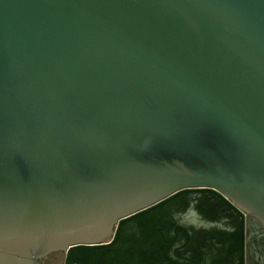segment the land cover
I'll return each mask as SVG.
<instances>
[{"label": "water", "instance_id": "water-1", "mask_svg": "<svg viewBox=\"0 0 264 264\" xmlns=\"http://www.w3.org/2000/svg\"><path fill=\"white\" fill-rule=\"evenodd\" d=\"M188 192L264 225V0H0V264Z\"/></svg>", "mask_w": 264, "mask_h": 264}, {"label": "flooded vegetation", "instance_id": "flooded-vegetation-1", "mask_svg": "<svg viewBox=\"0 0 264 264\" xmlns=\"http://www.w3.org/2000/svg\"><path fill=\"white\" fill-rule=\"evenodd\" d=\"M211 193L188 192L170 200L143 220L131 222L130 227L127 225L116 244L105 250L100 261L90 259L80 264H241L242 259L243 264H264V225L256 216L238 213ZM200 207L203 212L200 217L191 213ZM142 250L146 251L145 254ZM42 262L66 264V253H53Z\"/></svg>", "mask_w": 264, "mask_h": 264}, {"label": "bare ground", "instance_id": "bare-ground-1", "mask_svg": "<svg viewBox=\"0 0 264 264\" xmlns=\"http://www.w3.org/2000/svg\"><path fill=\"white\" fill-rule=\"evenodd\" d=\"M204 194V193H203ZM212 194V193H211ZM183 196V195H182ZM182 198V197H181ZM200 198V197H199ZM210 198V197H209ZM178 200V199H177ZM195 200H197V198L195 199ZM211 200H213V199H211ZM182 201V200H181ZM174 202V201H173ZM199 202V201H198ZM215 202V201H214ZM176 203V202H175ZM197 204V203H196ZM218 204V203H217ZM178 205V204H177ZM176 205V206H177ZM182 205V204H181ZM224 205V204H223ZM222 205V206H223ZM183 206V205H182ZM181 206V207H182ZM185 206V205H184ZM201 206V205H200ZM178 207V206H177ZM163 208V207H162ZM205 208V207H204ZM188 209V208H187ZM172 212V211H171ZM170 212V213H171ZM181 212V211H180ZM207 212V211H206ZM191 213H193V215H195L196 217H200L202 214H203V212H202V209H201V207L200 208H197L196 210H192L191 211ZM164 215V214H163ZM212 215V214H211ZM170 216H172L171 214H170ZM164 217V216H163ZM169 217V216H168ZM226 217V216H225ZM228 217V216H227ZM207 218V217H206ZM220 218V217H219ZM173 219V218H172ZM230 219V218H229ZM210 220V219H209ZM212 220V219H211ZM234 220V219H233ZM238 220V219H237ZM239 221V220H238ZM241 221V220H240ZM134 222H136V221H134ZM152 222V221H151ZM146 223V222H145ZM176 223V222H175ZM130 224H128V226H129ZM146 225V224H145ZM151 225V224H150ZM154 225V224H153ZM131 226V225H130ZM129 226V227H130ZM175 226V225H174ZM240 226V225H239ZM133 227V226H132ZM139 228V227H138ZM137 228V229H138ZM148 228V227H147ZM150 228V227H149ZM168 228H170V227H168ZM173 228V227H172ZM132 229V228H131ZM143 229V228H142ZM134 230V229H133ZM157 230V229H156ZM237 230V229H236ZM175 231H177V230H175ZM134 232V231H133ZM148 232H149V230H148ZM186 232V231H185ZM210 232H212V230L210 231ZM145 233V232H144ZM228 233V232H227ZM136 234L137 233H135V236H136ZM220 234V233H219ZM233 234V233H232ZM127 235V234H126ZM142 235V234H141ZM190 235H192V234H190ZM225 235V234H224ZM146 236H147V234H146ZM177 236V235H176ZM215 236V235H214ZM130 237V236H129ZM129 237H127V238H129ZM212 238V237H211ZM131 239V238H130ZM164 239V238H163ZM183 239V238H182ZM146 240V239H145ZM144 240V241H145ZM185 240V239H184ZM199 240V239H198ZM220 240H221V238H220ZM122 241V240H121ZM154 241V240H153ZM182 241V240H181ZM213 241V240H212ZM156 242V241H155ZM225 242V241H224ZM127 243V242H126ZM141 243V242H140ZM176 243V242H175ZM184 243H185V241H184ZM194 243V242H193ZM192 243V244H193ZM212 243V242H211ZM236 243V242H235ZM172 244V243H171ZM152 245V244H151ZM181 245V244H180ZM229 245V244H228ZM236 245V244H235ZM126 246V245H125ZM129 246V245H128ZM141 246V245H140ZM147 245H145V247H146ZM168 246V245H167ZM202 246V245H201ZM218 246V245H217ZM238 246V245H237ZM124 247V246H123ZM194 247H195V245H194ZM202 247H204V246H202ZM234 247V246H233ZM153 248V247H152ZM160 248V247H159ZM210 249V248H209ZM218 249V248H217ZM139 250V249H138ZM154 250H156V249H154ZM184 250V249H183ZM214 250V249H213ZM137 251V250H136ZM143 251V250H142ZM161 251H162V249H161ZM226 251V250H225ZM230 251V250H229ZM231 251H232V249H231ZM132 252V251H131ZM144 252V251H143ZM146 252V251H145ZM145 252H144V254H145ZM154 252V251H153ZM187 252V251H186ZM228 252V251H227ZM236 252V251H235ZM135 254V253H134ZM138 254H139V252H138ZM150 254H152V253H150ZM156 254V253H155ZM193 254V253H192ZM198 254V253H197ZM202 254V253H201ZM204 255H205V253H203ZM235 254V253H234ZM160 255V254H159ZM162 255H163V253H162ZM165 255V254H164ZM185 255V254H184ZM237 255V254H236ZM116 256V255H115ZM158 256V255H157ZM171 256V255H170ZM219 256V255H218ZM232 256V255H231ZM191 257V256H190ZM234 257V256H233ZM158 258V257H157ZM194 258V257H193ZM116 259V258H115ZM132 259V258H131ZM153 259V258H152ZM165 259V258H164ZM196 259V258H195ZM230 259H232V258H230ZM234 259V258H233ZM239 259V258H238ZM162 260V259H161ZM175 260V259H174ZM203 260H205V259H203ZM117 261V260H116ZM129 261V260H128ZM153 261V260H152ZM192 262V261H191ZM204 262V261H203ZM211 262V261H210ZM229 262V261H228ZM105 263V262H104ZM147 263V262H146ZM159 263V262H158ZM184 263V262H183ZM95 264V263H94ZM111 264V263H110ZM145 264V263H144ZM150 264V263H149ZM194 264V263H193Z\"/></svg>", "mask_w": 264, "mask_h": 264}]
</instances>
